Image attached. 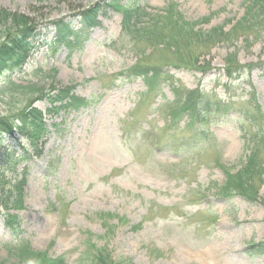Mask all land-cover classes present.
Here are the masks:
<instances>
[{
    "label": "rangeland",
    "instance_id": "obj_1",
    "mask_svg": "<svg viewBox=\"0 0 264 264\" xmlns=\"http://www.w3.org/2000/svg\"><path fill=\"white\" fill-rule=\"evenodd\" d=\"M97 1L0 0V9L43 26L26 64L0 75V90L8 80L50 86L47 76L55 69L57 82L75 86L79 98L57 114L47 113V102H35L45 113L48 131L41 156L16 158L20 151L11 138L5 142L9 150L0 149V174L26 178L25 209L14 212L17 235L0 216V263L32 264L20 259L24 244L34 253L63 256L68 264H85L94 248L134 264H264V255L248 250L264 240V185L258 186L255 203L219 193L228 174L243 169L252 149L264 144L261 133L260 145L253 144L260 139L258 131L264 132L263 35L217 44L202 58L212 67L205 74L171 70L173 83L183 91L199 88L207 100L216 95L227 104L206 121L205 141L177 152L162 143L169 141L172 83L163 82L152 92L142 77L129 73L139 63H160L167 51L134 44L116 11L101 15L100 25L78 46L54 45V31L46 25ZM246 1L132 3L144 14H163L172 6L197 29L225 26L228 31L244 16ZM231 54L252 68L228 83L223 69ZM4 97L0 92V115L21 107L19 95L11 104ZM186 121L169 130L172 136L187 133ZM20 141L27 145L24 138ZM261 155L264 160V151Z\"/></svg>",
    "mask_w": 264,
    "mask_h": 264
},
{
    "label": "trees",
    "instance_id": "obj_2",
    "mask_svg": "<svg viewBox=\"0 0 264 264\" xmlns=\"http://www.w3.org/2000/svg\"><path fill=\"white\" fill-rule=\"evenodd\" d=\"M137 0H100L92 6L75 11L70 16L50 21L46 28L54 31V45H65L74 48L87 40L90 31L99 26V18L109 11L122 14V29L133 35L132 41L138 46L151 45L161 47L168 54L160 63H139L130 70V75L142 77L150 91L157 90L163 82L172 83L175 99L172 102L168 116V129L177 130L178 122L186 117L184 136L169 135V141L162 142L164 147H172L180 152L184 149L206 140L203 129L206 121L213 113L220 112L227 107L225 102L218 100L214 95L207 100L206 93L199 88L192 91H183L173 83V68L195 70L203 74L212 67L210 62L202 58L210 55L217 44L244 36L249 41L263 35L264 38V0H247L244 16L228 31L225 26H217L210 30L197 29L194 23H186L182 15L169 6L163 14H144L136 4ZM148 19L145 21L144 18ZM205 20V22H208ZM43 26L35 24L34 20L20 13H10L0 9V75L14 71L26 64L32 51L38 46L39 35ZM148 41V42H147ZM147 42V43H146ZM252 66L240 64L237 56L231 54L226 59L223 76L229 82L236 81ZM38 72H43L39 70ZM52 80L50 86H40L38 83L22 85L8 80L0 90L5 95L3 101L11 104L19 95L17 103L20 108L14 112L0 115V149L9 150L5 142L10 138L16 143L15 151H20L16 158H28L32 154L41 156L46 145L47 128L45 113L35 106L36 101H45L51 107L48 114H57L61 109L76 103L79 98L74 96L75 86L62 85L57 82V70H50L48 76ZM226 84L225 87H228ZM6 99V100H5ZM68 102V103H66ZM66 103V104H64ZM255 118L253 119V121ZM261 140L262 130L258 131ZM27 141L22 144L20 138ZM144 141H149L147 137ZM159 146L160 142H151ZM264 144L260 148L252 149L248 161L243 169L235 174H228L227 181L219 190L222 197L241 196L250 203L259 200L260 187L264 185V160L262 159ZM12 153V156H14ZM26 178L0 174V216L5 219L6 229L17 235L20 228L18 212L25 209ZM136 229V228H134ZM20 246L22 262L32 264H68L63 256L48 257L45 254L32 252L28 246ZM250 255H264V240L252 244ZM0 264H6L4 262ZM85 264H134L129 259H113L104 249L94 248L90 259Z\"/></svg>",
    "mask_w": 264,
    "mask_h": 264
}]
</instances>
